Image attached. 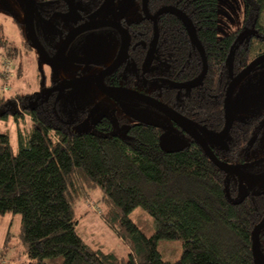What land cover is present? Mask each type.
<instances>
[{
    "label": "trees",
    "instance_id": "16d2710c",
    "mask_svg": "<svg viewBox=\"0 0 264 264\" xmlns=\"http://www.w3.org/2000/svg\"><path fill=\"white\" fill-rule=\"evenodd\" d=\"M78 1L90 9L106 0ZM132 1L144 15L123 25L132 39L130 51L135 53L136 39L150 45L151 15L157 9L174 5L185 13L205 48L208 64L197 88L199 95L194 92L191 97L193 115L198 119L210 115L211 129L221 130L223 118H218L222 117L221 100L229 72L241 73L264 52L257 45L264 46V25L260 23L264 0H243V25L222 37L216 36L217 0ZM18 24L25 36L24 20ZM157 27V50L165 61L162 74H157L174 80L198 79L203 59L181 20L161 13ZM244 28L253 29L240 38ZM143 43L138 44L142 50L138 65L148 47ZM6 48L9 50L3 54ZM11 51L19 53L0 23V56L7 59ZM16 67L21 75L22 67ZM39 82L38 91L18 92L16 98L3 90L7 80L0 86V119L13 116L17 120L27 114L31 123L28 131L18 132L16 152L10 135L0 129V217L21 215L25 264L50 260V264H259L251 249V232L264 216V189L243 191L237 177L220 170L194 143L164 151L159 144L164 128L156 123L126 122L112 113L83 128L85 111L70 117L62 109L65 99L57 82L47 84L42 77ZM171 91L164 84L158 92L164 103L188 118L186 105H174L177 100L171 99ZM212 94L220 97L216 100ZM245 145L246 141L231 147L243 149ZM237 159L246 162L242 154ZM94 187L104 193V221L127 245L126 258L91 247L77 233L74 204ZM136 207L154 219L151 235L146 236L130 219ZM160 239L181 241L180 257L164 259L157 248ZM258 248L264 256V227L258 233Z\"/></svg>",
    "mask_w": 264,
    "mask_h": 264
},
{
    "label": "rangeland",
    "instance_id": "374dc122",
    "mask_svg": "<svg viewBox=\"0 0 264 264\" xmlns=\"http://www.w3.org/2000/svg\"><path fill=\"white\" fill-rule=\"evenodd\" d=\"M217 31L216 36L222 37L230 31L241 28L244 16L245 3L243 0H217ZM114 6H118V12L122 13L128 20H136L142 15L139 6L132 0H117ZM260 23L264 25V9L262 10ZM25 20V10L23 0H0V23L3 25L4 33L9 40L17 45L19 53L11 51L12 54L6 57L0 56V86L7 80L6 90L7 96L16 98L15 94L33 93L38 91L40 86V78L42 82L46 80L49 84L56 81V88L63 92L65 103L62 109L74 118L77 110H85L90 104L103 100L107 103L106 98L100 90L93 84L92 77L96 71L115 55L118 40L113 37L103 36L101 30L94 29L83 33L78 39H82L80 47L82 53H88L85 60H91L93 68L89 71L82 72L80 76L75 73L66 74L69 68H74L76 64H58L59 66H48L35 54L31 48L27 49L24 42V36L20 31L18 21ZM110 28V27H107ZM24 29V28H23ZM253 28H244L240 32V38H246ZM97 32V33H95ZM95 33V34H94ZM94 34V35H92ZM76 40V41H77ZM74 41L70 49L77 44ZM9 44V43H8ZM79 44V45H80ZM259 48L264 46L257 44ZM11 45H8L10 47ZM2 50L3 54L8 51ZM22 67V74H17V65ZM89 67V65L87 64ZM264 68V63L261 64ZM83 66L80 69L83 70ZM10 72V75H9ZM4 76H8L4 78ZM67 77V78H66ZM66 78L65 81L63 79ZM55 85V84H54ZM249 95L250 105H255L259 101H264V84L254 87ZM6 92V91H5ZM5 94V93H4ZM253 98V100H252ZM109 104V101L108 103ZM126 115L129 119L146 120L151 123H157L166 129V132H172L170 117L166 112L157 107L141 106L137 102L123 101ZM31 127L30 117L24 114L17 120L13 116H9L7 120L0 119V129L10 135V144L13 146L14 152L18 150V132L25 133ZM165 132V134H166ZM185 141L178 140L175 147L182 145ZM246 191H259L262 182H241ZM103 191L97 187L91 188L87 197H81L74 204V211L78 219L77 233L81 235L83 240L91 247L100 248L102 251L116 253L121 257H128V247L117 233L104 221L102 213L106 210L105 199H103ZM131 220L137 224L139 229L146 235L154 232V219L146 213L142 208L136 207L130 214ZM21 234V215L19 213H6L0 217V264H25L28 262L26 251L23 247ZM158 251L166 260H176L182 254V243L179 240L160 239L158 242ZM52 261V260H50ZM48 261L47 264H50ZM51 264H57L53 261Z\"/></svg>",
    "mask_w": 264,
    "mask_h": 264
},
{
    "label": "flooded vegetation",
    "instance_id": "af4514ba",
    "mask_svg": "<svg viewBox=\"0 0 264 264\" xmlns=\"http://www.w3.org/2000/svg\"><path fill=\"white\" fill-rule=\"evenodd\" d=\"M108 1L109 0H106L104 1V3L99 4L98 6H95L93 8L89 6L90 9H88L78 0H35L33 7L34 32L37 41L41 44L44 52L49 56H53L55 54V52L59 49L61 45V41L64 39L66 34L73 28L83 25V23L94 19L108 20L105 25L95 26L94 28L83 30V32L73 37L70 43L67 45L66 49L64 50L61 59L57 64H54V66H59L58 64L60 63H70L72 65L76 64L73 69L69 68L68 71H65L66 74H68V72L72 74L75 73L74 75L76 76H80L82 72L91 70V68H93V66H91L93 65L92 61L85 60L88 53H82V51L84 50L80 49L84 42L80 44L82 42V39L77 40V38H79L85 32L94 31V29L101 30L98 32H100V34H102L103 36L112 37L113 32H115L116 34L118 33L117 35L113 33L114 39L116 36V39L119 41L117 49L115 50V55L107 62V64L101 66L99 70L96 71V74L99 71L105 69L108 65L112 64V62L115 60L119 53V49L123 40L120 30L113 26L114 24L112 25L109 21H117L124 28L123 25H126L130 20L123 16L122 13L118 12V6H114L117 0H115L114 3H112L108 8L104 9L103 11V7L105 4L108 3ZM141 13L142 15L139 17V19L144 17L142 11ZM23 28L24 33H26V22L23 25ZM159 39L155 47L154 55L152 57V63L149 66L144 67L143 61L151 43L148 46V42L143 43L142 41H137L136 39L134 41V50L138 52H131L130 46L132 44V39L129 35L130 46L128 49L129 52L127 56L125 57L123 63L116 70L107 72V74L102 77L101 80L103 84L112 87L122 86L128 89L131 88L140 93L143 92L152 97L154 96L162 103H164L162 101L163 98H160L161 93H159L158 91L159 89L163 88L164 84H168L170 89L173 90L170 93L171 99H173L174 101L177 100L176 102H173V104L176 105L177 103V105H186L188 110L187 116H189L190 118H187L186 116L185 117L192 122L193 126L197 129L198 133L202 136V138L205 139L209 148L213 150L214 154L218 158L220 156L223 159H226V161L230 164L237 165L238 168L246 174L264 173V101H259L255 103V105H250L249 99L250 93L255 89L254 87L259 86V84L261 83L264 84V68L261 67V64L264 63V61L261 62L259 65L255 66L253 70L248 72L243 77H240L241 73L239 72L235 73L232 70L231 72H229L228 81L226 82L227 85L224 89V97H222L221 100L222 117L218 118L219 120L223 118V123L221 125L222 127L219 125L218 128L221 127V130L214 131L213 128L211 129L210 126L211 122L213 121L211 120L210 115L205 114L204 118L199 119L193 115V105L191 102V97L192 95L194 96V92L197 93V96L199 95L198 92L200 91H197V88L201 86V84L203 83V79L200 81V83H198V85H194L195 83H197L196 81L198 79L187 78L186 80H174L169 79L165 75L160 76L157 74H162V72L160 71L163 67H165V61L161 60L157 50ZM74 41H76L77 44L73 46L72 49H70V46L72 45V43H74ZM139 43H143V47L146 45L148 46L146 49V54L143 60L141 61V65H138V63L136 62V60L138 61L140 51L142 52V50L139 48ZM23 44L27 49L31 48V50H34L38 58H40L46 65L49 66L45 58L31 44L27 33L24 36ZM263 53L264 52L258 54L257 56ZM87 64L89 65V67L87 66ZM80 66L84 67L83 70L80 69ZM243 69L244 68H242V70ZM144 72L145 75L143 76ZM96 74L92 77V82L94 85V79L96 77ZM66 78H64L63 81H65ZM227 92H230L228 103L229 114H231V126L229 132L223 137V139H213L211 138V136H215L221 133L225 127L224 125L226 114L224 110V98ZM61 93L63 92L61 91ZM103 95L106 98L105 100H107V103L109 101V104H107L103 100H97V102L90 104L87 108H85V110H77V115L78 112L83 113L85 111V115L83 118L85 122L81 124L83 128L87 127L91 120H97L98 118L104 115H109L112 113H114L119 119L121 118L126 122H135L137 120L129 119L126 113H124L125 107L123 106V101H132L140 103V107L142 108L143 106L147 105L133 98L130 99L121 95ZM206 95H208V93H206ZM211 96L216 98V100L218 99V97H220V95L218 94H212ZM167 105L172 107L175 111L177 110L172 105ZM178 112L180 113V111ZM170 123L171 128H173L172 132H166V129L160 125L161 128H164V134L166 132L165 136H168L173 139L175 143L178 140H182L185 141L184 143H194L200 147L198 141L193 138L190 134L188 135L187 133H185V131L180 127V125L172 118L170 119ZM245 141L246 145L245 147H243V149H239V147L237 146L231 147V145H233L234 143ZM241 154L246 158V162L241 163V161L237 159L239 156H241ZM235 181H239L238 183H240L241 186L244 187V185L241 183L243 181L242 179L237 177V180L235 179ZM243 182L247 183L249 181ZM259 182L263 183V185L261 186L263 190L264 181H258V183ZM243 191L245 190L243 189Z\"/></svg>",
    "mask_w": 264,
    "mask_h": 264
},
{
    "label": "water",
    "instance_id": "95a60500",
    "mask_svg": "<svg viewBox=\"0 0 264 264\" xmlns=\"http://www.w3.org/2000/svg\"><path fill=\"white\" fill-rule=\"evenodd\" d=\"M24 1V10H25V22H26V33L28 35L29 40L31 41V44L36 48V50L45 58L49 66H54V64H57L59 60L61 59L64 50L66 49L67 45L70 43L73 37L83 32V30L94 28L95 26H102L107 23L108 20H100V19H94L87 21L83 23V25H80L78 27L73 28L70 30L64 39L61 41V45L59 49L55 52L53 56H49L46 54L41 46V44L37 41L36 35L34 32V3L35 0H23ZM115 0H109L107 4L104 5V9L108 8L112 3H114ZM161 13H169L176 15L182 22L183 26H185V29L187 31L188 36L190 37L191 41L193 42L194 46L197 47L200 51L201 58L203 59V72L198 77V80L196 81L194 85H198L200 81L203 79V77L207 73V59L205 56V48H203L202 43L197 36L195 28L190 24V22L187 19V16L185 13H183L178 7L174 5H163L161 8L157 9L151 16H152V27H153V35H152V42L150 47L148 48V52L144 58L143 66H149L152 63V57L155 52V47L158 42V36H159V29L157 27V20L159 15ZM113 26L118 28L122 35V44L119 49V53L115 60L112 62V64L108 65L105 69L99 71L96 74V77L94 79L95 86L98 87V89L106 95H121L128 98H133L139 102H143L149 106L157 107L160 110L166 112V114L171 117L174 121H176L180 127L187 133L190 134L193 138H195L200 147L204 150L205 154L208 156V158L213 161V163L222 171H226L233 176H237L243 181H249V182H258V181H264V173L260 174H249L244 173L242 170L238 168L237 165L230 164L226 160L219 159L213 152L212 149L209 148L207 142L204 138L198 133L197 129L193 126L192 122L187 119L185 116L181 115L177 110L175 111L172 107L168 106L167 104L162 103L160 100L155 98L154 96H150L146 93H140L134 89H128L122 86L119 87H112V86H106L102 82V77L107 74V72H111L113 70H116L124 61L125 57L128 54V49L130 46V40H129V34L127 33V30L124 29L120 23L109 21ZM264 61V53L256 56L252 62H250L247 66L244 67V69L241 72V76L243 77L248 72L254 69L255 66L259 65L261 62ZM230 96V92H227L224 98V110H225V127L222 130L221 133L211 136L213 139H223V137L229 132L230 129V120H231V114H229V103L228 99ZM137 121H146V120H140L136 119ZM148 122V121H146ZM151 123V122H150ZM159 144L161 149L164 151H170L172 149H175V141L171 139L168 136H165V134L161 135L159 137ZM264 227V216L260 219V221L255 225L251 232L252 237V244L251 249H253L254 257L259 262V264H264V256L261 254L260 249L258 248V233L261 230V228Z\"/></svg>",
    "mask_w": 264,
    "mask_h": 264
},
{
    "label": "built area",
    "instance_id": "2783aa9c",
    "mask_svg": "<svg viewBox=\"0 0 264 264\" xmlns=\"http://www.w3.org/2000/svg\"><path fill=\"white\" fill-rule=\"evenodd\" d=\"M3 90H6V87H3Z\"/></svg>",
    "mask_w": 264,
    "mask_h": 264
}]
</instances>
